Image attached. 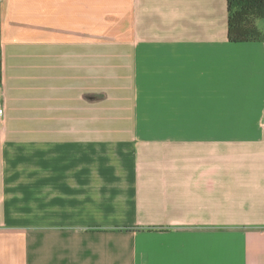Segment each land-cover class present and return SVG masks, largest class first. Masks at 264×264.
Listing matches in <instances>:
<instances>
[{"label":"crops","instance_id":"obj_1","mask_svg":"<svg viewBox=\"0 0 264 264\" xmlns=\"http://www.w3.org/2000/svg\"><path fill=\"white\" fill-rule=\"evenodd\" d=\"M0 264H264V40L227 0H0Z\"/></svg>","mask_w":264,"mask_h":264},{"label":"trees","instance_id":"obj_2","mask_svg":"<svg viewBox=\"0 0 264 264\" xmlns=\"http://www.w3.org/2000/svg\"><path fill=\"white\" fill-rule=\"evenodd\" d=\"M228 39L232 42L262 41L264 0H227Z\"/></svg>","mask_w":264,"mask_h":264}]
</instances>
